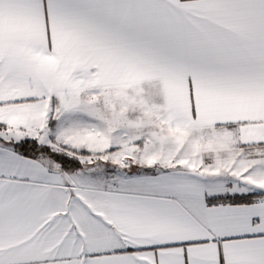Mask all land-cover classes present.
Segmentation results:
<instances>
[{"label":"snow or ice","instance_id":"6c2138e0","mask_svg":"<svg viewBox=\"0 0 264 264\" xmlns=\"http://www.w3.org/2000/svg\"><path fill=\"white\" fill-rule=\"evenodd\" d=\"M0 264H264V0H0Z\"/></svg>","mask_w":264,"mask_h":264}]
</instances>
